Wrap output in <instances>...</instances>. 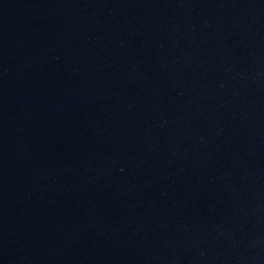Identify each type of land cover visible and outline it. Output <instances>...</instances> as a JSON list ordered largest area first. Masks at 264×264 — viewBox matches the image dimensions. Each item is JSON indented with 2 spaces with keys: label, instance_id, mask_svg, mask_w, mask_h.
Segmentation results:
<instances>
[{
  "label": "water",
  "instance_id": "95a60500",
  "mask_svg": "<svg viewBox=\"0 0 264 264\" xmlns=\"http://www.w3.org/2000/svg\"><path fill=\"white\" fill-rule=\"evenodd\" d=\"M0 264H264V0H0Z\"/></svg>",
  "mask_w": 264,
  "mask_h": 264
}]
</instances>
